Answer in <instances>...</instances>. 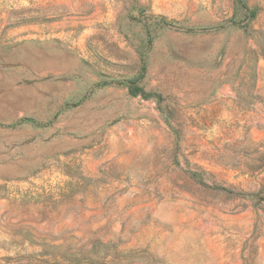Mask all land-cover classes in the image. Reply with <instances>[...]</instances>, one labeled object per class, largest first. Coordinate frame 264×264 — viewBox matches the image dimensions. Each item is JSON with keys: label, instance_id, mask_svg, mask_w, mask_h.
<instances>
[{"label": "rangeland", "instance_id": "374dc122", "mask_svg": "<svg viewBox=\"0 0 264 264\" xmlns=\"http://www.w3.org/2000/svg\"><path fill=\"white\" fill-rule=\"evenodd\" d=\"M0 264H264V0H0Z\"/></svg>", "mask_w": 264, "mask_h": 264}, {"label": "trees", "instance_id": "16d2710c", "mask_svg": "<svg viewBox=\"0 0 264 264\" xmlns=\"http://www.w3.org/2000/svg\"><path fill=\"white\" fill-rule=\"evenodd\" d=\"M130 93H131L133 96L136 95V91H132V90H130Z\"/></svg>", "mask_w": 264, "mask_h": 264}]
</instances>
